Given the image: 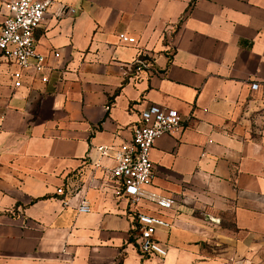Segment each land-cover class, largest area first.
<instances>
[{
  "label": "crops",
  "instance_id": "0c3cea01",
  "mask_svg": "<svg viewBox=\"0 0 264 264\" xmlns=\"http://www.w3.org/2000/svg\"><path fill=\"white\" fill-rule=\"evenodd\" d=\"M34 38L47 67L18 90L0 55V264H264V0H57ZM150 105L184 118L150 154L149 189L176 205L136 206L170 223L164 257L138 252L97 149Z\"/></svg>",
  "mask_w": 264,
  "mask_h": 264
},
{
  "label": "built area",
  "instance_id": "2783aa9c",
  "mask_svg": "<svg viewBox=\"0 0 264 264\" xmlns=\"http://www.w3.org/2000/svg\"><path fill=\"white\" fill-rule=\"evenodd\" d=\"M57 0H0L6 15L0 23V55L15 69L11 72L12 89L22 87L23 79L28 72L42 73L46 67V56L36 49L34 32L44 22L46 12ZM73 8H62L61 15L73 14ZM123 43L132 44L134 38L119 33ZM57 54H55L56 56ZM135 73L151 70L152 64L143 52H139L132 62ZM46 76L41 77L47 82ZM256 82L250 88H258ZM184 118L175 109L150 105L140 112L138 124L132 129L130 140L118 144L115 148L99 146L102 155L110 154L113 165L110 175L117 184L116 194L127 201L132 210L135 223L136 247L142 256L157 255L164 257L167 253L164 246L155 238L158 228L169 229L170 223L162 217L145 213L136 208L138 204H149L161 210H172L176 200L149 189L154 177V165L150 159L155 140L165 134H175L183 128ZM96 166H99L96 164ZM62 195V189L56 191ZM67 205V201H62ZM77 211H90L89 201L80 200Z\"/></svg>",
  "mask_w": 264,
  "mask_h": 264
}]
</instances>
